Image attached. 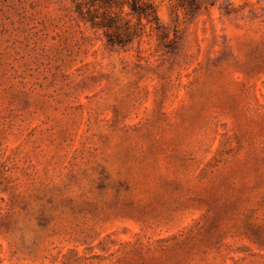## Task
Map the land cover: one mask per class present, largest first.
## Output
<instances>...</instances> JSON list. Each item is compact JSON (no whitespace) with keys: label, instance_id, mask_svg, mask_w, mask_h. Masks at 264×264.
Returning a JSON list of instances; mask_svg holds the SVG:
<instances>
[{"label":"rangeland","instance_id":"obj_1","mask_svg":"<svg viewBox=\"0 0 264 264\" xmlns=\"http://www.w3.org/2000/svg\"><path fill=\"white\" fill-rule=\"evenodd\" d=\"M0 264H264V0H0Z\"/></svg>","mask_w":264,"mask_h":264},{"label":"trees","instance_id":"obj_2","mask_svg":"<svg viewBox=\"0 0 264 264\" xmlns=\"http://www.w3.org/2000/svg\"><path fill=\"white\" fill-rule=\"evenodd\" d=\"M173 1L176 2L177 6L183 8L186 12L190 14H196L202 7L208 8L210 6H213L217 2V0H173ZM128 4L135 12L139 14L140 20L145 18L147 20V23L151 24V26H153L154 22L158 23L156 12L152 4L147 2H139V1H135V2L128 1ZM82 16L84 17V19L90 20L94 26H101L107 29H113L114 32L116 33H118V30L121 26L118 17L116 15H111L110 13L105 15L104 20H102L101 22H97L92 17V15L90 16L82 15ZM111 39L112 38L110 37V40Z\"/></svg>","mask_w":264,"mask_h":264}]
</instances>
